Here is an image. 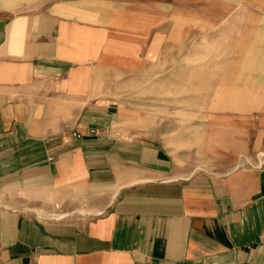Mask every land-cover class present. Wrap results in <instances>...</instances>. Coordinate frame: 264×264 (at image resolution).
Wrapping results in <instances>:
<instances>
[{
    "label": "crops",
    "instance_id": "crops-1",
    "mask_svg": "<svg viewBox=\"0 0 264 264\" xmlns=\"http://www.w3.org/2000/svg\"><path fill=\"white\" fill-rule=\"evenodd\" d=\"M195 31L264 48V0H0V264H264V165L178 178L121 100L188 82Z\"/></svg>",
    "mask_w": 264,
    "mask_h": 264
},
{
    "label": "rangeland",
    "instance_id": "rangeland-1",
    "mask_svg": "<svg viewBox=\"0 0 264 264\" xmlns=\"http://www.w3.org/2000/svg\"><path fill=\"white\" fill-rule=\"evenodd\" d=\"M242 3L239 14L246 11ZM238 26L244 28V16H239ZM191 27L204 28L194 20ZM203 35L195 31L190 36L188 82L182 81L181 65L175 64L171 67L178 73L173 81H143L127 87L131 95L121 97L130 109L133 105L141 109L143 119L152 126L144 128L143 135L160 140L169 150L178 178L264 165V48H240L246 45L244 32L238 34V48H214V42L204 41ZM235 59L237 64L225 63ZM230 68L236 71L230 74ZM165 69L158 66L159 77L165 76ZM151 88L157 89V95ZM137 89L141 90L133 94ZM35 210L38 216L58 220L94 212Z\"/></svg>",
    "mask_w": 264,
    "mask_h": 264
},
{
    "label": "built area",
    "instance_id": "built-area-1",
    "mask_svg": "<svg viewBox=\"0 0 264 264\" xmlns=\"http://www.w3.org/2000/svg\"><path fill=\"white\" fill-rule=\"evenodd\" d=\"M91 133H92V134H96L97 131H96V130H91ZM74 136H75L76 138H80V137H81L80 134H74Z\"/></svg>",
    "mask_w": 264,
    "mask_h": 264
},
{
    "label": "bare ground",
    "instance_id": "bare-ground-1",
    "mask_svg": "<svg viewBox=\"0 0 264 264\" xmlns=\"http://www.w3.org/2000/svg\"><path fill=\"white\" fill-rule=\"evenodd\" d=\"M34 211V210H33Z\"/></svg>",
    "mask_w": 264,
    "mask_h": 264
}]
</instances>
